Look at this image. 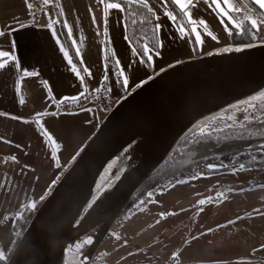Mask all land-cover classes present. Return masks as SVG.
I'll list each match as a JSON object with an SVG mask.
<instances>
[{
    "label": "water",
    "instance_id": "1",
    "mask_svg": "<svg viewBox=\"0 0 264 264\" xmlns=\"http://www.w3.org/2000/svg\"><path fill=\"white\" fill-rule=\"evenodd\" d=\"M250 43L224 45L174 63L121 99L41 203L6 264H90L113 224L185 138L202 123L264 99V41ZM141 134L146 153L127 182L102 192L121 170L120 177L125 173L123 156ZM88 203L93 207L80 219ZM102 220L106 223L90 256L79 260L82 250L74 245Z\"/></svg>",
    "mask_w": 264,
    "mask_h": 264
},
{
    "label": "rangeland",
    "instance_id": "2",
    "mask_svg": "<svg viewBox=\"0 0 264 264\" xmlns=\"http://www.w3.org/2000/svg\"><path fill=\"white\" fill-rule=\"evenodd\" d=\"M34 1L32 0V2ZM185 1L187 3V0ZM201 1L193 0V4L188 7L193 17H196V7L200 5ZM7 2V11L13 10L15 18H18L16 11L19 13L28 12L24 0H8ZM59 4L63 9V15L56 13L51 0L49 4H43L42 0H36L33 5L37 12L35 17L50 18L51 20L52 18H61L63 24V18H67V26L73 18V29L69 28L71 33H69V29L67 33L71 38H73L72 34L81 36L83 27L87 24V18H92L93 15L96 17L102 5L98 0H89L88 6L82 0H59ZM161 4H163V0H147V5L152 11H156V7ZM225 7L228 10L240 8L241 12L238 16L253 15L255 17V13L249 12L251 8L243 0H229ZM60 8H58L59 12ZM103 17L104 15H102ZM25 18H32V16ZM210 19L203 18L207 23L208 30L217 39L213 40L208 35L207 44L215 45L220 42L223 43L222 45L226 44L228 35L223 31V26L219 27L215 23L216 25L213 27ZM188 21L189 19L186 18V22ZM115 27L116 29L111 31V36L108 39L104 37L95 41L81 37L73 46L74 49L80 51V54L82 51L83 53L89 52L90 48L95 49V52L104 49L107 66L110 65L112 68L110 76L122 80V76L119 75L120 71L112 60L117 53L114 40L117 38L118 43L122 40L119 26ZM223 34L227 37H223ZM84 36L86 37V35ZM258 41H264V26H261L260 35L255 39V42ZM83 42H88L89 45ZM229 44H231V40ZM142 65L144 69L148 68L144 63ZM151 67L154 69V66ZM127 79L130 83V79ZM132 90L127 91L126 95ZM242 108L230 110L222 116L204 123L196 132L216 129L217 121L222 117L237 120L240 118L241 112L245 110ZM97 110L101 109H94V111ZM108 114L109 112L100 113L98 119H94L95 115L94 118L85 117L84 122L87 125L77 126L76 129L69 128L67 147L63 152L65 157L60 161V169H63L64 173L92 139ZM60 121L58 119V122ZM47 132L53 137L52 144L56 146L59 143L57 135L52 134L50 130ZM210 165L213 167H209ZM239 169L240 167L233 162L212 160L206 168L201 164L195 173L182 176L165 187H155L147 193L140 194L120 215L100 242L90 264H254L255 262L262 264V261H256L257 257L251 256L256 255V251L264 249V216L255 211L259 209L264 212V187H260L264 185V168L245 166L244 169ZM117 179L119 178L112 179L102 192L110 190L116 184ZM58 181L59 179L51 185L47 194L42 193V188H39L37 193L46 199ZM178 181H184V183H178ZM257 181L258 184H256ZM48 184V181L43 183L44 186H48ZM19 189H21L20 185ZM19 189L16 187L14 190ZM26 193L28 196L26 204L35 202V211H37L45 199H38L36 202V198L33 196V187H29L28 190L23 187L22 194L25 196ZM209 198H212L210 202L197 206L198 201H208ZM17 206L18 204H15V209ZM162 213L166 215L162 217ZM8 215L3 211L0 212V251L5 253L6 261L23 234L21 229L16 230L13 226L15 217L10 220ZM238 217H242V219H237ZM230 220H235L236 223L228 224ZM218 225H227V227L218 228ZM209 229L213 231L209 232ZM117 236L119 239L116 238ZM171 261L173 263H170Z\"/></svg>",
    "mask_w": 264,
    "mask_h": 264
},
{
    "label": "crops",
    "instance_id": "3",
    "mask_svg": "<svg viewBox=\"0 0 264 264\" xmlns=\"http://www.w3.org/2000/svg\"><path fill=\"white\" fill-rule=\"evenodd\" d=\"M7 1L0 0V31L6 33V35L0 36V51L12 53L22 69L36 70L38 73L36 76H26L20 79V92L17 94L15 88L19 74L14 62L9 61L4 69H0V112L10 114L9 116H0V184L4 185L0 187V212L3 211L5 214H9L10 220L16 216L22 206L26 205L28 196L27 193L25 196L22 194L23 187L26 190L29 187L34 188L33 196L37 202L43 196L37 193L39 188H42V193L47 194L51 185L61 178L64 170L60 169V161L65 157L63 152L67 147L66 141H68L69 128L76 129L77 126L87 125L84 122L85 117L94 118L95 115L94 119H98L100 113L105 114L106 111L96 104V94L98 93L96 89L106 88L108 90L110 103L113 107L116 102L124 98L123 96L126 95L127 91L132 90L137 84L150 78L154 73L156 74V72L174 63L229 44L230 41L225 24L220 22V17L203 0L196 7V17L190 14L188 8L186 11L189 12L192 21L211 18L210 21L213 27L216 25L215 23L219 27L223 26V31L228 35V42L224 45H222V42L215 45L207 44L208 35L202 26L189 21L188 23L191 25L188 28L184 26L185 29L195 27L196 31L201 33L203 43H195V33L188 35L187 31L182 38L181 32L178 31L179 24L165 15L166 12H172L163 3L157 6L156 11H154L156 17L159 18L157 23L161 25L158 34L162 47L160 46L158 51L159 55H153L150 63H144L148 66L147 69H144L142 63L139 62L141 58L133 52L134 48L127 38L124 21L125 13L109 10V15L106 18L107 23H105V16L102 18V15H104V7H102L104 5L102 4L101 10L95 17V24L92 22V18H87V24L83 27L81 36L72 34L73 38L70 35L69 37L73 45L74 41L80 40L81 37L95 41L104 37L108 39L111 36V31L115 30V26L118 25L122 33V40L119 43L117 38L114 40L117 53H115L116 57L113 56L112 60L119 71L124 69L123 75L119 73L120 77L122 76V81L125 78L130 79L127 86H122L119 79L110 76L112 68L110 65L107 66L103 53L104 49L95 52V49L88 48L89 52L83 53L82 51V54L78 50V60H74L66 46L60 23L53 24V28L56 30V36L54 37L52 30L47 27L50 18H40L39 16L35 17V20L33 17L25 18L29 17L27 12L22 11V13H19L16 10L18 18H15L13 10L7 11ZM82 2L86 6L89 4V0H82ZM35 3L36 0L33 5ZM36 13L35 11V15ZM186 18L188 17L185 16V20ZM63 19L68 25L67 18ZM52 20L58 21V18H52ZM72 20L73 18L69 23L70 27H66L67 33L69 28L73 29ZM21 21L27 26L11 32L10 35L7 34L10 28H17ZM227 35L223 34V37H227ZM57 39H59V43H57ZM13 42H15V48L12 47ZM83 43L89 45L88 42ZM65 52L68 53L67 57L64 55ZM69 58L72 59V64L68 63ZM117 61H119V64H117ZM73 65L76 66L80 76L84 78L83 82L71 70ZM151 66H154V69ZM85 67L89 70L90 75L83 71ZM81 91L87 94V98L81 99L79 103L71 101L62 105L56 103V100L63 97L77 96ZM53 96L56 100L51 99ZM20 98H23V104L19 103ZM82 109H91V111ZM94 109L101 110L94 111ZM45 111L49 115L40 117L39 123L32 122L36 113ZM54 112L57 115H51ZM11 117H20L23 120L12 119ZM58 119L61 121L58 122ZM41 126L44 130H50L52 134L57 135L56 138L59 143L56 146L38 130ZM12 156H15V161L6 159ZM47 181L48 186H44L43 183H47ZM19 185L21 189H19ZM16 187L19 190H14ZM15 204H18L16 209Z\"/></svg>",
    "mask_w": 264,
    "mask_h": 264
},
{
    "label": "trees",
    "instance_id": "4",
    "mask_svg": "<svg viewBox=\"0 0 264 264\" xmlns=\"http://www.w3.org/2000/svg\"><path fill=\"white\" fill-rule=\"evenodd\" d=\"M104 1L116 2V0ZM243 2L250 8L252 7L251 4L247 3V0H243ZM125 6L127 10L124 12V21L127 38L131 46L136 49L137 52L142 50L145 45H148L155 51H159L160 38L158 30L154 28V25L157 24L154 11L150 14L145 9L143 2L133 4L126 0ZM148 7L150 6L148 5ZM167 7L173 15H176L172 5H168ZM54 8L59 15V9L55 4ZM175 8L179 9L178 5L175 6ZM239 18H242V16H238V19ZM58 21H60L59 23L61 24L64 40L70 55L74 60H78L76 50L62 23V19L58 18ZM176 22L179 25L184 24L186 28L191 25L186 22L185 16H180ZM230 40L231 44H244L255 41L250 35H230ZM119 81L122 83L120 78ZM251 105L255 107H251ZM251 105L247 108L241 107L245 110L241 112L240 118L237 120H229L222 117L217 121L216 129H211L207 132H195L185 138L175 152L149 177L140 191L132 199L129 206L142 193H147L155 187H165L175 180L180 179L182 176L184 177L187 174L195 173L198 166L201 164L206 168V159L229 160L243 158L252 161L264 160V145L251 150L244 149L246 146L264 141V99ZM245 117H247V119H245ZM122 172L123 170L115 176V179L119 178ZM35 210L36 209H28L27 204L22 206L18 212L22 213V217H16L13 224L14 228L16 230L21 229V233H23L34 216ZM83 215L84 212L80 216V219ZM6 262V260L0 261V264H6Z\"/></svg>",
    "mask_w": 264,
    "mask_h": 264
},
{
    "label": "snow or ice",
    "instance_id": "5",
    "mask_svg": "<svg viewBox=\"0 0 264 264\" xmlns=\"http://www.w3.org/2000/svg\"><path fill=\"white\" fill-rule=\"evenodd\" d=\"M43 4H49L50 0H42ZM52 3L55 4V6L57 8H60V4H59V0H51ZM99 3H102L104 5V16H105V23H107V17L109 15V10H117L121 13L125 12L127 10L126 8V0H116V2H107L105 3L104 0H98ZM127 2H131L133 4L136 3H141L143 2L145 9L152 14V9L150 7H148L147 5V0H127ZM203 2L210 8L212 9L214 12H216L217 16L220 17V22L222 24H225V29L228 32L229 35H250L251 38L253 40L257 39V37L260 35L261 32V26H264V0H247V3L251 4L252 7L251 9H249V12H254L255 13V17H253V15H244L242 18L238 19L237 14H239L241 12L240 8H235L233 10H226V8L224 7V5H228L229 0H203ZM163 3L166 6L168 5H172L173 6V10L176 12V15H173L170 12H166L165 15H167L169 17L170 20H172L173 22H175L180 16H187L189 19L190 23L202 26V28L204 29L205 33L209 36L212 37L213 40H216L217 37L208 30V26L206 21H204L203 19L197 20V21H192V18L189 14L188 11H186V9L191 6L193 4V0H187V3H185V0H163ZM25 4L26 7L28 9L27 15L32 16L33 19L35 20V10L33 8V2L32 0H25ZM179 6V9H176L175 6ZM89 11L91 12V9H89ZM60 15H63V9L60 8ZM45 15H47V13H45ZM154 15V14H153ZM225 17H227V21H225ZM156 19H159L158 17H156ZM60 21H53V20H49L47 23V27L49 29L52 30V35L55 37L56 36V30L53 28V24L54 23H59ZM92 22L95 24V16H92ZM64 25L65 27H67V22L64 21ZM27 25H25L22 21L19 22V26L17 28H10L9 33L7 34H11V32L14 31H18L20 28L26 27ZM154 28L156 30H159L161 28L160 24H155ZM178 31L181 32L182 34V38H183V34L187 31L188 35H191L192 33H195V43L197 44H202L203 41L201 40V33L196 31L195 27H192L191 29H185L183 24L178 25ZM69 33H71V29H69ZM6 35L5 32L0 31V36ZM57 43H59V39H57ZM75 43V41H74ZM162 47V44L160 45ZM253 45L251 43L247 44L246 47H252ZM12 47L15 48V42L12 43ZM63 50V49H61ZM231 49L229 48H225L224 51H229ZM235 51H241V48L237 47L235 48ZM133 52L135 54H137L141 59L139 60L140 63H145L148 64L152 61L153 55H159L158 51H155L154 49L150 48L148 45H145L143 47L142 50H140L139 52H137L136 49H133ZM78 50H77V55H78ZM64 55L67 57L68 53L65 52ZM9 61H13L14 62V66L18 72V79H17V86L15 88V91L17 94H19L20 92V87H19V81L20 79H22L23 77L26 76H36L38 75L36 70H27V69H22L21 65L19 64V62L16 60V57L8 52V51H0V69H4L5 65L9 63ZM69 64H72V59L69 58L68 60ZM117 64H119V61H117ZM83 82V77L80 76V73L76 70V66L73 65L72 69H71ZM84 72L89 73V70L85 67L83 69ZM120 74L123 75L124 74V69H121ZM105 79H107V77H105ZM128 84V79L125 78L122 81V86H127ZM107 90V89H105ZM96 91H99V89H96ZM87 98V94L84 91H81V93H79L77 96H73V97H63L59 100H56V98L53 96L51 97V99L56 100V103L58 105H62V104H66L68 102H76L79 103V101L81 99H86ZM19 103L23 104L24 100L23 98L19 99ZM251 107H255L254 105H251ZM84 111H91V109H82ZM10 114L8 113H4V112H0V116H9ZM46 115H49L48 112H39L35 114V117L33 118L32 122L33 123H39V118L40 117H44ZM51 115H57V113H51ZM12 119H20L23 120V118L20 117H11ZM245 119H247V117H245ZM27 122V121H25ZM42 135L47 136L49 141L53 140V137L46 131L44 130L43 126H41L38 129ZM17 147H19L17 145ZM55 158V157H53ZM6 159H11L13 161H15V156H12L10 158H6ZM58 163V162H57ZM27 167V166H25ZM209 167H213V166H209ZM245 165L241 164L240 165V169L242 170L244 169ZM178 183H184V181H178ZM3 184H0V187H3ZM260 187H264V185H261ZM221 196L223 194H220ZM45 199L44 196L40 197V200ZM212 198H209L208 201L206 200H200L197 202V206L200 205H204L206 202H210ZM95 201V197H93V203ZM93 203H88L84 208H83V212L84 213H88L90 209H92L93 207ZM28 209H35L36 208V203L32 202L30 204L27 205ZM202 210V209H201ZM255 211L259 212L260 215L264 216V212H261L259 209H256ZM164 213L161 214V216L163 217ZM18 218L22 217V213H18L17 214ZM83 218V217H82ZM237 219H242V217H238ZM159 222V221H158ZM236 221L235 220H230L228 221V224H235ZM218 228L220 227H227V225H218ZM209 232L213 231L212 229L208 230ZM117 239H119V237H116ZM92 243V239L91 237H88L84 240H81V242L79 244L74 245V247L79 251L82 250L84 247H86L87 245ZM7 257L5 255V253L3 251H0V261H4L6 260Z\"/></svg>",
    "mask_w": 264,
    "mask_h": 264
},
{
    "label": "bare ground",
    "instance_id": "6",
    "mask_svg": "<svg viewBox=\"0 0 264 264\" xmlns=\"http://www.w3.org/2000/svg\"><path fill=\"white\" fill-rule=\"evenodd\" d=\"M203 124L204 123L199 125L197 129L201 128ZM146 148H147V141L145 134H141L134 139V141L130 144V146L128 147V149L126 150L123 156L122 164L123 167L126 169V171L118 180H116V184L121 185L127 182L128 180L127 178L128 175L130 174V171L137 166L140 159L146 153ZM105 223L106 220H102L95 226V229L89 236L92 239V243L82 249L79 260L83 261L90 256L93 246L97 238L99 237Z\"/></svg>",
    "mask_w": 264,
    "mask_h": 264
},
{
    "label": "flooded vegetation",
    "instance_id": "7",
    "mask_svg": "<svg viewBox=\"0 0 264 264\" xmlns=\"http://www.w3.org/2000/svg\"><path fill=\"white\" fill-rule=\"evenodd\" d=\"M207 160V164L210 163L212 160L211 159H206ZM217 161H230V162H233L234 164H236V166L240 167L241 164L245 165V166H250V167H263L264 168V160H258V161H255V160H248V159H229V160H224V159H220V160H217ZM205 163V162H204ZM259 182L257 181L256 184H258ZM256 255H253L251 257H257L258 259L256 261H259L261 262L262 261V264H264V249L260 250V251H256ZM250 257V258H251ZM248 258V259H250ZM251 260V259H250ZM172 263V261L170 262ZM254 264H259V263H254Z\"/></svg>",
    "mask_w": 264,
    "mask_h": 264
},
{
    "label": "built area",
    "instance_id": "8",
    "mask_svg": "<svg viewBox=\"0 0 264 264\" xmlns=\"http://www.w3.org/2000/svg\"><path fill=\"white\" fill-rule=\"evenodd\" d=\"M106 88H101L96 94V104L99 108L105 110L106 112H110L112 109V105L110 103L109 93Z\"/></svg>",
    "mask_w": 264,
    "mask_h": 264
}]
</instances>
